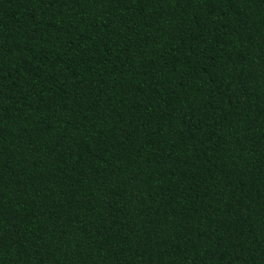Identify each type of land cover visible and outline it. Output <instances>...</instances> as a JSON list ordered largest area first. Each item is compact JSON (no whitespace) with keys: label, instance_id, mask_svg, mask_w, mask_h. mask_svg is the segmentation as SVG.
<instances>
[{"label":"trees","instance_id":"1","mask_svg":"<svg viewBox=\"0 0 264 264\" xmlns=\"http://www.w3.org/2000/svg\"><path fill=\"white\" fill-rule=\"evenodd\" d=\"M0 264H264V0H0Z\"/></svg>","mask_w":264,"mask_h":264}]
</instances>
